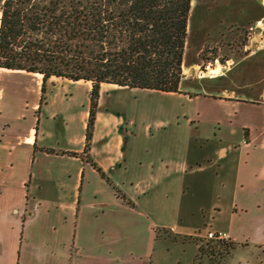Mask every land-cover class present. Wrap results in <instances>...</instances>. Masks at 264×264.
Here are the masks:
<instances>
[{
  "label": "crops",
  "instance_id": "obj_1",
  "mask_svg": "<svg viewBox=\"0 0 264 264\" xmlns=\"http://www.w3.org/2000/svg\"><path fill=\"white\" fill-rule=\"evenodd\" d=\"M240 60L214 58L179 93L102 85L136 92L135 118L98 103L85 153L90 83L50 79L39 109L41 75L0 69V264H153L144 225L199 215L210 186L230 241L264 254V73L230 78ZM76 85L77 110L58 90Z\"/></svg>",
  "mask_w": 264,
  "mask_h": 264
},
{
  "label": "trees",
  "instance_id": "obj_2",
  "mask_svg": "<svg viewBox=\"0 0 264 264\" xmlns=\"http://www.w3.org/2000/svg\"><path fill=\"white\" fill-rule=\"evenodd\" d=\"M191 2L2 0L0 69L41 75L39 109L50 79L90 83L85 153L102 85L179 93Z\"/></svg>",
  "mask_w": 264,
  "mask_h": 264
},
{
  "label": "rangeland",
  "instance_id": "obj_3",
  "mask_svg": "<svg viewBox=\"0 0 264 264\" xmlns=\"http://www.w3.org/2000/svg\"><path fill=\"white\" fill-rule=\"evenodd\" d=\"M192 1L183 56V77H188L190 81L193 76L205 74L208 64L214 58L218 59V63L215 62L218 66L226 64L225 60H240L251 52H254L255 56L240 60L230 78L245 73L251 75L253 71L264 73V21L255 23L256 18L264 16L262 0ZM1 2L2 0L0 7ZM193 64L196 66L192 67V70ZM210 68L212 69L211 66ZM206 84L204 81L199 86L203 88ZM69 87H60L58 90L70 89L73 97L69 103L73 109H76L87 100L88 91L83 86ZM140 91L143 90H137V93ZM137 93L130 90H112L105 86L100 91L98 103L105 115L123 111L126 119H134L132 109L137 101ZM148 100L152 102L151 99ZM126 109H128L127 113ZM79 115L78 113L75 115L76 122H80ZM114 191L117 193V190ZM202 193L206 195L207 206L199 215L184 221L155 223L154 234L147 223L144 225L145 257L153 260V264H264V254L258 247L236 246L231 249L228 247L229 242L219 244L204 240L208 230L214 231L218 228L219 231L225 232L224 228L228 225L229 216L226 213L215 215L223 200L221 192L216 187L210 186ZM198 230L201 234L198 237L203 238L199 244L203 249L201 254L197 253L193 240L187 235L198 233Z\"/></svg>",
  "mask_w": 264,
  "mask_h": 264
},
{
  "label": "built area",
  "instance_id": "obj_4",
  "mask_svg": "<svg viewBox=\"0 0 264 264\" xmlns=\"http://www.w3.org/2000/svg\"><path fill=\"white\" fill-rule=\"evenodd\" d=\"M204 240L214 243H223V242H229L230 237L225 232L208 230L204 237Z\"/></svg>",
  "mask_w": 264,
  "mask_h": 264
},
{
  "label": "bare ground",
  "instance_id": "obj_5",
  "mask_svg": "<svg viewBox=\"0 0 264 264\" xmlns=\"http://www.w3.org/2000/svg\"><path fill=\"white\" fill-rule=\"evenodd\" d=\"M0 16H1V13H0ZM219 69V68H218ZM218 69H217V71H218ZM38 75V74H37Z\"/></svg>",
  "mask_w": 264,
  "mask_h": 264
}]
</instances>
